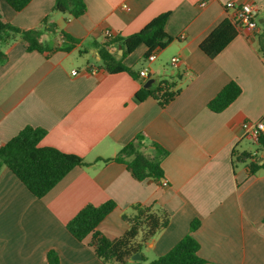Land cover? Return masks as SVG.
<instances>
[{
    "label": "crops",
    "instance_id": "1",
    "mask_svg": "<svg viewBox=\"0 0 264 264\" xmlns=\"http://www.w3.org/2000/svg\"><path fill=\"white\" fill-rule=\"evenodd\" d=\"M201 1L85 0L86 11L73 18L53 11L54 0H31L20 11L0 0L5 21L29 29L49 14L59 29L79 40L70 51L50 54L27 51L17 37L0 44L7 56L0 64V146L25 126L40 127L46 130L40 145L86 162L40 198L8 168L1 169L0 264H48L49 250L59 264H101L91 235L79 241L65 224L85 204L106 200L116 207L97 230L110 239L127 228L122 215L131 214V204L169 213L168 225L144 242L129 264H145L167 252L195 218L200 224L192 235L203 264H264V168L250 173L247 161L235 160L244 152L260 164L264 154L242 130L243 122L264 121V0H234L251 4L257 28L237 27L236 36L212 58L199 45L223 20L232 21L234 10L228 0H205L204 6ZM162 12H169L164 29L172 40L152 61L144 58L143 44L123 59L136 71L147 68V77L109 74L100 66L93 40H101L106 30L134 33ZM110 50L115 56L119 52L118 46ZM173 56L180 58L177 66L170 63ZM150 78L154 86L169 80L178 89L164 107L148 95L135 98ZM231 80L241 92L223 110L211 111L207 103ZM138 134L167 150L161 161L166 186L135 179L122 163L103 161Z\"/></svg>",
    "mask_w": 264,
    "mask_h": 264
},
{
    "label": "trees",
    "instance_id": "2",
    "mask_svg": "<svg viewBox=\"0 0 264 264\" xmlns=\"http://www.w3.org/2000/svg\"><path fill=\"white\" fill-rule=\"evenodd\" d=\"M13 10L20 11L31 0H4ZM53 11L66 13L77 18L86 11L85 0H54ZM169 12H162L153 17L140 30L126 36L105 34L101 40H93L92 46L97 50L100 66L109 74L127 72L137 77L139 71L123 63L126 55L140 44L147 47L144 58L153 51L164 48L172 37L165 32V22ZM44 34L58 36L60 44L42 39ZM237 34L235 22L225 19L219 23L200 43V49L210 58L219 53ZM19 38L27 51H39L50 54L56 50L70 51L79 42L67 32L58 28L57 24L45 15L37 27L23 29L5 21L0 14V44H8ZM120 45L123 53L116 59L110 49ZM7 59L0 50V64ZM241 92V87L234 80L226 83L212 99L207 107L219 112L227 107ZM178 93L174 83L161 80L154 87L141 88L136 94L137 100L151 96L161 107L168 104ZM46 130L40 127L25 126L16 135L0 146V171L8 168L33 194L40 198L61 180L73 167L83 166L86 162L74 153L63 152L53 146L39 144ZM264 150V137L261 134L257 142ZM167 150L154 141H146L142 134L136 135L123 145L112 157L103 161H115L126 166L137 180L151 178L160 181L163 177L161 161ZM238 162H246L250 173L264 168V161L258 164L250 159L249 154L241 152L235 158ZM116 207L113 200H106L99 205L91 203L80 208L65 224V228L77 240L91 235L95 255L101 264H129L130 257L139 252L142 244L153 237L169 223V213L162 207L135 203L130 205L131 214H123L127 228L121 235L110 239L97 230L99 223ZM264 222V217L262 218ZM195 218L190 222L189 231L181 237L167 252L157 256L145 264H203L197 251L199 243L192 232L199 226ZM48 264H59L54 250L47 252ZM141 264V263H140Z\"/></svg>",
    "mask_w": 264,
    "mask_h": 264
},
{
    "label": "built area",
    "instance_id": "3",
    "mask_svg": "<svg viewBox=\"0 0 264 264\" xmlns=\"http://www.w3.org/2000/svg\"><path fill=\"white\" fill-rule=\"evenodd\" d=\"M206 4L205 0H202L200 2V6H204ZM227 7L232 8L234 10V17H233V22L236 23L237 27L239 28H244L245 30L252 32L255 31L257 28V23L256 20L254 19L253 16V8L251 4L249 3H242V4H237L234 0H228L226 3ZM123 8L127 9V5L124 4ZM105 34H110L108 30L105 31ZM156 57V51H153L148 55L146 58L147 61H152ZM180 62V58L178 56H173L170 59V63L172 66H177ZM91 72H95L96 69L92 68L90 69ZM72 74H77L76 70H72ZM139 75L141 77H147L148 75V69L143 68L142 70L139 71ZM242 130L244 134L248 135L250 138H252L255 142H258L259 136L262 134L264 131V121L257 120V121H247L243 122L242 124ZM167 180L165 178L160 179V185L166 186L167 185Z\"/></svg>",
    "mask_w": 264,
    "mask_h": 264
},
{
    "label": "water",
    "instance_id": "4",
    "mask_svg": "<svg viewBox=\"0 0 264 264\" xmlns=\"http://www.w3.org/2000/svg\"><path fill=\"white\" fill-rule=\"evenodd\" d=\"M118 48H119V52H118V54L115 56L116 59H119L120 56H121L122 53H123V50H122V48H121L120 45H118ZM154 84H155V80H154L153 78H150V79H148V80L145 81V83L143 84V86H144L145 88H151V87L154 86ZM263 161H264V154H263V156L260 157V163H262ZM136 255H138V253H137Z\"/></svg>",
    "mask_w": 264,
    "mask_h": 264
},
{
    "label": "rangeland",
    "instance_id": "5",
    "mask_svg": "<svg viewBox=\"0 0 264 264\" xmlns=\"http://www.w3.org/2000/svg\"><path fill=\"white\" fill-rule=\"evenodd\" d=\"M42 39H48V37H46V36H43V38Z\"/></svg>",
    "mask_w": 264,
    "mask_h": 264
}]
</instances>
